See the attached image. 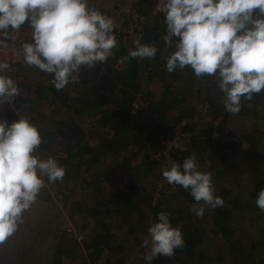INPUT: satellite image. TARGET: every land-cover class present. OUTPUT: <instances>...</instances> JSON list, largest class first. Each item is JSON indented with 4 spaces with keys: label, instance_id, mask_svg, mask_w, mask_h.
<instances>
[{
    "label": "trees",
    "instance_id": "trees-1",
    "mask_svg": "<svg viewBox=\"0 0 264 264\" xmlns=\"http://www.w3.org/2000/svg\"><path fill=\"white\" fill-rule=\"evenodd\" d=\"M138 4L139 6L135 8L145 16L138 38L141 43L152 44L157 48L155 57H129L128 53L132 48H129L130 44L126 38L128 35L117 33L114 29L117 44L112 50L113 54L105 62L98 63L91 69L81 68L79 81L69 83L63 89L57 90L53 86L51 74L29 66L25 62L22 65L16 64L17 72L25 75L22 82L27 78L30 81L35 75L43 76L47 82L37 81L34 89L30 88L29 81L23 83L29 92L28 95H22L20 90L22 82L16 81L19 95L10 103L0 104V118L9 123L17 120L18 114L22 115L28 108L30 112L34 110L31 107L34 102L31 100L32 96L35 97L36 102L39 99L46 100L48 105L53 107L50 113L56 114L54 109L65 108L63 112L65 116L60 118V126L53 127L54 133L40 130L42 143L38 149L41 156L46 157L56 142V136H59L65 155L57 154L56 148L54 153L60 165L65 168V175L62 180L55 182H49L45 178V186L38 195L39 199L48 200L50 187H66L69 181L82 178L86 172L95 176V181L89 183L91 189L100 192L98 184L104 179L98 177L97 169L107 156L122 158L121 168L124 172L120 173L119 177L121 187L118 185L106 200L112 206L105 207L103 204L104 208H101L100 204L92 205L88 219L92 222L83 221L80 224L81 230L86 231V237L81 240L74 238L71 242L59 244L49 264H64L62 256L67 257L68 261L80 259L81 262L78 264H93L105 249L111 251L108 255L110 264H121L119 257H112L113 252L124 247H132V249L139 247L141 250L140 240L136 237L138 233L145 232L143 224L145 215L150 218L151 224L160 211L170 213L171 222L173 226L182 230L185 243L183 248L175 250L173 256L160 255L152 261V264H203L208 259L207 252L215 246L209 241V234L213 235L212 238L218 236L227 240V251L223 254L218 252L207 264H264V212H261L255 203L257 193L264 188V163L253 167L252 177L247 181L249 185L246 195L243 196L246 198L241 197L242 193H239L240 196L234 191L235 189L224 184V181L239 182L244 187V179L239 175L240 173L237 171L231 173L227 166H223L226 151L234 152L233 149L260 156L263 162L264 158L260 150L263 148L264 131L255 126L251 127L249 123L250 126L246 130L229 134L230 137L225 143L211 137L208 120L196 112L194 105L207 100L208 117L220 121L222 115L230 113L224 109L223 94L217 88L213 76L197 77L190 67L177 68L171 73L166 70L164 56L172 49L166 47L162 39L165 32L164 14L152 11L151 0H138ZM101 12L105 14L104 10ZM10 36L11 33L6 39ZM30 40L25 39L26 42ZM144 78L146 82L160 83V96L148 102L146 114L132 115L130 106L136 94L143 91L141 80ZM195 78H202L204 85L195 90L194 103L189 106L186 98L174 85L179 79L190 83L188 87L193 88ZM145 94L151 95V92ZM24 105L29 107L26 108ZM262 107H264V90L254 94L251 100L242 97L240 110L235 115L242 114L248 119L252 115L256 117L257 109ZM171 109L177 112L174 115L168 114ZM78 114L94 116V125L92 127L87 125V128L80 127L76 119L71 118ZM196 116L200 117L204 124L195 126L192 121L200 119L195 118ZM182 119L187 120L181 123ZM105 128L111 133L108 135L103 133L102 129ZM181 133L185 135L182 137L185 144L183 150L179 151V148L170 150L168 156L159 160L152 157L153 153L160 151L162 140L176 138ZM236 137L239 139L233 144L236 147L232 146L230 149L228 144ZM192 152L196 153L197 164H203L205 159L209 158V165L205 169L200 168L201 171L213 169V176L224 180L219 186H214L216 194L224 200L223 206L206 207L202 216L195 215L191 210L196 202L182 187L170 185L165 180L162 184L164 192L159 194L156 193L155 184L142 183L145 177L147 180L162 181L165 179L162 176V169L168 166L171 160L182 162ZM134 158L138 160L135 164L132 163ZM235 168H238L237 165ZM177 199L180 203H177ZM101 200H105V197L103 196ZM236 213L259 215L261 221H257L259 222L257 238L245 235L233 236L235 231L234 228L231 229L230 220ZM47 222L41 230L47 228ZM113 227L126 228L121 232L123 237L118 241L114 235L112 236ZM82 247L85 249V252L83 251L85 257H80ZM215 247L219 248V246ZM143 256L144 254L140 258L142 261H144Z\"/></svg>",
    "mask_w": 264,
    "mask_h": 264
},
{
    "label": "clouds",
    "instance_id": "clouds-1",
    "mask_svg": "<svg viewBox=\"0 0 264 264\" xmlns=\"http://www.w3.org/2000/svg\"><path fill=\"white\" fill-rule=\"evenodd\" d=\"M155 9L164 14L162 39L172 49L164 56L169 73L190 67L197 77L213 76L224 109L232 114L239 112L242 97L251 100L264 90V0H157ZM25 25L31 29V40L21 45L23 60L51 74L57 90L78 82L81 68L105 62L117 44L115 21L90 7L89 0H0V38ZM133 44L129 57L157 54L154 45L139 38ZM0 46H6L4 39ZM10 68L7 60H0V103H10L19 95L17 83L5 74ZM18 116L11 123L0 118V244L16 233L45 178L62 180L66 171L52 155L41 156L39 128L28 117ZM162 176L189 193L197 216L206 207L224 204L216 194L212 173L199 169L195 152L182 162L171 160ZM255 203L264 212V188ZM184 243L170 213L160 211L142 241L145 264L160 255L173 256Z\"/></svg>",
    "mask_w": 264,
    "mask_h": 264
},
{
    "label": "rangeland",
    "instance_id": "rangeland-1",
    "mask_svg": "<svg viewBox=\"0 0 264 264\" xmlns=\"http://www.w3.org/2000/svg\"><path fill=\"white\" fill-rule=\"evenodd\" d=\"M152 4L150 5L153 12L156 11V4L157 0H151ZM90 7H94L99 9L100 11H105V15H112V17H124L125 15L129 14L132 11L138 12V10L135 7H138V0H125L122 2H104V0H101L99 2H89ZM117 11H120L117 13ZM139 13V12H138ZM141 14V13H140ZM143 15V14H141ZM129 37V36H128ZM127 38V41L129 42V38ZM29 40V38H26ZM12 37H10L8 40L5 39V42H11ZM13 42V41H12ZM11 42V43H12ZM15 42V41H14ZM24 42H26L24 40ZM130 44V42H129ZM131 47L133 45H130ZM15 58V63L22 65L24 64L23 57L19 54H15L13 56ZM10 65V70H6L7 75H10L14 81L16 82H22L24 74H20V72H17L18 70L15 69L18 66ZM29 78L24 79V81L20 85L21 94L28 95L26 85L23 83H26L27 81L30 82V88L34 89L35 83L38 81L40 83H46L47 81L44 79L41 75H35ZM145 79V78H144ZM144 79H142L141 85L142 93L145 96V99L150 102L151 100H156L160 96V83L158 82H148L144 83ZM202 78H195V81L193 83V88H189L190 83L177 80L175 83L176 86H178V90L181 92L184 91L185 86L188 88V91H186L185 95L189 99V102L193 100L195 96V90L197 88H202ZM174 85V86H175ZM147 87V88H146ZM146 88V89H145ZM146 92H151V95H146ZM31 100L33 102V106L31 105L34 110L32 112L25 111L22 115L28 117L32 123H34L39 130L42 132L52 131L54 133L55 126H60L61 122V116L64 115V110L54 109V112L56 114L50 113V110L53 109V107L49 106L46 100L39 99L37 102L35 101V97L32 96ZM202 102H209L202 101ZM201 103V102H200ZM200 103L195 104L196 108L199 106ZM1 104V103H0ZM3 104V103H2ZM29 107L28 105H24ZM56 111H59L58 113ZM198 113V111L196 110ZM176 113V110L169 111L168 114L174 115ZM198 115V114H197ZM70 116V114H69ZM71 118H75L78 122L79 126L81 127H92L94 125L95 119L94 116L91 115H73ZM41 119V120H40ZM208 120V119H207ZM249 122H248V121ZM220 122L222 124L220 125V128L222 131H224L225 136H220V139H225L227 137H230L229 134L231 133H240L241 131H244L247 129L248 126L251 127L255 126L258 127L261 131H264V107L258 108L256 112V117L252 115L248 119L246 116H242V114H225L221 116ZM250 123V124H249ZM54 127V128H53ZM94 130V129H93ZM102 132L106 135L110 134V130L108 128L102 129ZM223 133V132H221ZM229 135V136H228ZM94 138V137H93ZM216 139V138H214ZM219 139V140H220ZM218 142V138L216 139ZM239 140L237 137L229 143L230 149L234 146L233 144ZM236 147V146H234ZM55 150H58L56 153L65 155L64 146L59 136H56V142L52 145V150L48 151L47 155L56 156V153H54ZM185 146L182 144L179 145V151L183 150ZM234 152L226 151L225 157H224V164L223 166H227L228 171L231 170V173L233 171L239 172L242 179H244L245 186H241L239 182H227L224 180H219L216 177H214V170L208 169V172L212 173V181L215 187L219 186L220 183L226 184V186L232 188L234 191H237V193H242L240 196L243 197L246 195V189L248 188L247 185L252 177V170L253 167L260 166L264 161L262 162V159L257 157V155H252L250 153H244L241 150H234ZM262 152L263 158H264V142H263V148L260 150ZM158 153V152H157ZM153 153V155L157 154ZM221 156L220 153L218 155ZM119 157V158H118ZM107 156L103 164L100 166V168L97 169V175L101 179H104L103 182H99L100 186V192L99 191H93L91 187L89 186V183L95 181V176L89 174L88 172L84 173L82 178L71 180L68 182L66 187H50V197L48 200L39 199V197L36 199L35 203L31 205V207L24 212L23 214V222L19 225L18 230L16 233L8 238L4 243L0 244V264H44L45 261L49 259L52 254V251H55L59 244L61 243H68L71 242L75 236H78V238L81 240L83 237H86V231H82L80 228V224L83 221H90L88 220L90 215V207L95 204H100L99 206L101 208H104L103 204H105V207L109 205V201H106L108 199V195L110 196V193L116 190L118 185L121 187V182H119L120 173L124 172L121 168L122 165V158L120 156ZM117 159V160H116ZM240 160V161H238ZM138 161L136 158L132 160V163H136ZM207 165H209V158L205 159V162L203 164H198L199 169H205L207 168ZM235 165H237L238 168H235ZM241 166V168H240ZM243 166V167H242ZM83 168V166H82ZM109 179V180H107ZM143 180V184H155L156 186V193L163 194L164 190L162 188V182L161 181H155L154 179H149L146 182ZM51 185V184H49ZM105 197V200H101V198ZM246 198V197H243ZM99 202H103L102 204ZM177 203H180V200L177 199ZM80 209V212L78 210ZM259 215H236L232 217L231 221V229L234 228L235 236L239 235H245L246 237H254L257 238L256 233L259 231L258 229V223L257 221H261L259 218ZM48 220V222H47ZM47 222V228H44V230H41L43 225H45ZM71 222L68 226L64 225L65 223ZM144 224V233H138L137 239L140 240V247L142 248L139 250V247L136 249H132V247H124L122 250H116V252H113L112 257H119L121 260V264H145L144 261H142L140 258L145 253L146 248L142 245V241L146 238H148V227L150 225V218L145 215V219L143 221ZM126 229L125 227H113L111 230L112 236L116 237L117 241L120 240L123 236L121 234L122 230ZM70 229V230H67ZM242 233V234H240ZM77 234V235H76ZM213 235L209 234L208 238L211 243H213V246H219V248L214 247L209 249L208 259H206L203 264L209 263V260L212 257H215V255L219 252L221 254L225 253L227 251V240H225L223 237H215L212 238ZM130 236V240H131ZM77 239V238H76ZM86 239V238H85ZM208 243V241L206 242ZM38 245L42 246L41 250H45L43 253L38 252L39 248ZM209 245V243H208ZM45 246V247H44ZM111 251L108 249H105L102 252V255L100 258L108 259L110 262V257L108 256ZM206 254V255H207ZM232 257V255H230ZM96 259V260H98ZM95 260V261H96Z\"/></svg>",
    "mask_w": 264,
    "mask_h": 264
},
{
    "label": "built area",
    "instance_id": "built-area-1",
    "mask_svg": "<svg viewBox=\"0 0 264 264\" xmlns=\"http://www.w3.org/2000/svg\"><path fill=\"white\" fill-rule=\"evenodd\" d=\"M120 11H117L119 13ZM115 21V29L117 33H125L127 34L130 38L131 44H133V41L138 39L140 29L145 21V16L141 15L140 13L136 11H132L129 14L125 15V18L122 17H112V15H107ZM12 38V43L11 42H5L6 46H0V60H7L10 65H14L15 63V54H19L23 57L22 55V48L21 45L24 43V40L26 38L31 39V29L25 25L23 26L18 32L11 33L10 37ZM0 39H6V38H0ZM8 40V39H6ZM15 41V42H14ZM148 101L145 99V96L143 95L142 92L137 93L135 98L133 99L131 106H130V113L132 115L137 114V113H142L146 114L147 109H148ZM208 109H209V104L207 102H201L199 106L196 108L200 116L204 119H208V125L210 127V134L212 138H218L220 139V136H225L224 131L220 128V121L218 119H210L208 117ZM187 119H182L181 123H185ZM223 132V133H221ZM185 136L183 133L177 135L176 138L173 139H164L161 141V148L160 151L152 155L153 158H155L157 155L159 156V159L162 157L168 156V153L170 150H176L179 148V145L182 144L185 146L182 137ZM228 141V137L225 139H220L219 142H226ZM156 159V158H155ZM158 159V160H159ZM166 179H163L161 182L164 183ZM93 264H110L108 259H98L96 260Z\"/></svg>",
    "mask_w": 264,
    "mask_h": 264
},
{
    "label": "crops",
    "instance_id": "crops-1",
    "mask_svg": "<svg viewBox=\"0 0 264 264\" xmlns=\"http://www.w3.org/2000/svg\"><path fill=\"white\" fill-rule=\"evenodd\" d=\"M94 1H97V2H99V1H101V0H89V2H94ZM116 1H118V2H122V1H125V0H104V2H106V3H110V2H116ZM134 1H137V0H134ZM129 42H130V45H132L131 44V41L129 40ZM129 45V48L131 47ZM132 49L134 48V45L131 47ZM142 82V81H141ZM144 83H148V82H146L145 81V79H144V81H143ZM141 85H143L142 83H141ZM175 87H177L178 88V86H176L175 85ZM147 88V87H146ZM145 88V89H146ZM186 91H188V89H187V87L185 86V88H184V91L182 92L183 94H186ZM185 98H186V100L188 101V104H189V106L191 105V104H193L194 103V100H191L190 102H189V99L187 98V96L185 95L184 96ZM196 104V103H195ZM195 106V105H194ZM172 110H175V109H171L170 111H172ZM177 112V111H176ZM195 118H200V117H198V116H196ZM192 122H194V125L195 126H197V125H201V124H204L203 122H202V119L200 118V119H195L194 121H192ZM97 192V191H96ZM109 205H111L112 206V204H110V202H109ZM108 205V206H109ZM107 207V206H106ZM71 222H68V223H65L64 225H69ZM67 230H70V229H67ZM123 230H124V228H123ZM122 230V231H123ZM77 235V234H76ZM78 240H80L79 238H78V236H75ZM72 241V240H71ZM66 244V243H65ZM41 247L42 246H40V245H38V248H39V253H40V255H41V253H43L45 250H42V251H40L41 250ZM45 247V246H44ZM58 248H59V246H58ZM57 250V249H56ZM55 250V251H56ZM81 252H80V257H85L84 256V252H85V249H84V247H82V250H80ZM84 251V252H83ZM53 252L54 251H52L51 253L52 254H50L51 256L49 257V259L47 260V261H45V263L44 264H49L50 263V259H51V257H52V255H53ZM82 259V258H81ZM62 260H63V262H64V264H78V263H80L81 262V260L80 259H75V260H72V261H68V258L67 257H65V256H62ZM84 262H85V259H84Z\"/></svg>",
    "mask_w": 264,
    "mask_h": 264
}]
</instances>
